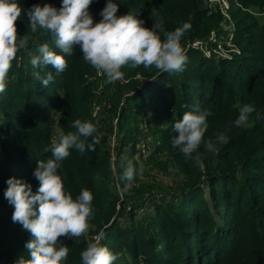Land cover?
<instances>
[{
  "label": "trees",
  "instance_id": "16d2710c",
  "mask_svg": "<svg viewBox=\"0 0 264 264\" xmlns=\"http://www.w3.org/2000/svg\"><path fill=\"white\" fill-rule=\"evenodd\" d=\"M51 1L17 0L23 10L16 22L18 35L26 36L28 44L18 52L8 73L7 90L0 93V248L6 256V263L0 264H20L21 258L27 261L30 257L25 245L32 239L12 220L14 206L4 195L8 179L30 184L35 194L39 181L33 173L37 161L52 158L55 125L63 135L76 131L72 127L76 120L96 125L79 45L68 56L56 47L51 32L39 27L32 32L29 26L28 11ZM118 1V7L132 6L123 7L120 15H137L146 28L159 25L156 32L161 40L184 23L191 27L181 39L188 58L183 70L145 75L144 89L133 94L132 98L142 104L145 118L132 136L126 133L120 139L116 164L121 156L139 151L136 145L145 122L157 124L153 129L155 152L173 147L171 141L177 135L174 124L197 106L200 112L208 113V128L192 159L172 148L182 171L192 179L176 195L153 198L151 211L144 210L149 203H134L127 209L128 192L121 198L113 192L108 178L110 161L101 155L100 142L94 152L70 150L60 162L58 174L74 199L84 189L93 194V215L86 235L59 238L69 249L64 264H82L81 253L88 243L95 242V235L102 246L120 254L115 264H264V17L253 11L258 8L264 12V0H228L231 43L240 52L226 58L188 47V42L210 32V16L202 0ZM56 2L62 4V0ZM106 4V0H93L90 7L94 15L101 16ZM45 43L65 56L67 68L63 72L57 73L50 65H31L32 56L39 55L38 49ZM91 67L87 73L92 72ZM36 72L41 77L52 73L47 87L35 78ZM248 104L256 111L249 114L247 124L235 125L240 109ZM55 112H59L56 123L52 118ZM221 133L228 137L227 144L216 143ZM210 139L217 151L206 149ZM197 155L199 163L194 159Z\"/></svg>",
  "mask_w": 264,
  "mask_h": 264
},
{
  "label": "clouds",
  "instance_id": "9594fccd",
  "mask_svg": "<svg viewBox=\"0 0 264 264\" xmlns=\"http://www.w3.org/2000/svg\"><path fill=\"white\" fill-rule=\"evenodd\" d=\"M93 0H62L57 9L51 4H36L28 11L29 26L32 32L38 27L51 32L55 45L63 54L73 55L74 48L79 45L84 60L105 77V83L114 84L125 78L122 68L130 66L135 69L155 67L160 74L182 71L187 55L181 45V39L191 25L184 23L174 31L165 34L161 40L156 29L144 27V21L137 15L117 16L118 5L108 0L101 11L102 19L94 22L89 8ZM22 8L17 0H0V93L7 90L8 73L18 52L25 49L28 38L18 35L17 20L22 15ZM39 55L32 56L34 68L51 66L57 73L67 68L65 56L50 49L47 43L38 49ZM35 78L47 87L52 81V73L41 77L40 72ZM253 105H244L240 109L235 125L241 126L248 122L249 114L255 112ZM208 113L196 111L186 112L177 121L173 130L177 133L172 138V145L178 148L185 158L192 159L193 153L204 143V134L208 128ZM257 118L260 114L257 112ZM75 132H68L58 141L51 143L52 158L37 161L33 173L39 181L35 194L30 184L17 178H9L5 198L14 206L12 220L22 225L31 234L32 239L26 242L29 253L27 261L20 259V264H64L69 249L62 246L60 237L79 238L86 235L93 215V194L84 189L74 199L64 188V182L58 174L60 162L66 159L73 148L84 153L95 151L100 137L96 134L97 127L91 122L76 120L73 125ZM89 138L91 142H89ZM216 143L227 144L228 137L224 134L216 136ZM208 151H217L210 139L206 143ZM197 163L200 156L194 157ZM123 172L119 180L124 183V191L132 186L137 169L131 160L122 159ZM142 174V169L140 170ZM119 253L112 252L98 241L88 243L82 251V264H115Z\"/></svg>",
  "mask_w": 264,
  "mask_h": 264
},
{
  "label": "rangeland",
  "instance_id": "374dc122",
  "mask_svg": "<svg viewBox=\"0 0 264 264\" xmlns=\"http://www.w3.org/2000/svg\"><path fill=\"white\" fill-rule=\"evenodd\" d=\"M54 1L52 0L50 4L59 9L61 2L57 4L56 0ZM107 2L108 0H106ZM113 2L117 5L120 4L118 0H113ZM227 2L228 0H202V6L208 10V16H210L208 26L210 32L205 38L188 42V47L200 50L207 56L215 54L221 58L230 57L231 54L237 52L236 46L231 43L230 39L233 35V24L230 16L227 15ZM123 7L132 8L129 4L121 5L118 7L117 16H122L120 13L121 9H124ZM253 11L259 18L263 19L264 12L258 8H254ZM89 12L94 22L102 19V16L94 15L92 7L89 8ZM88 66L91 67L83 58L82 67L86 73L85 83L88 84L89 91L92 92L93 116L96 122L97 135L100 137L99 150L101 155L107 157L110 161L108 178L111 181V188L116 195H120V198L124 196V188L121 186L122 181L119 180V176L124 170L121 163L123 158L131 160L137 169V175L131 182V188L127 190L128 196L125 205L127 209H131V205L134 203L138 206L149 203L144 210L151 211L152 208L149 207L153 198L162 200V198L171 196V194L176 195L179 188L192 179L191 175L188 176L182 171L177 154L174 156L172 150L174 147H167L164 151H154L157 142L156 134L153 132V129L157 128L155 122L142 124L143 132L138 136L136 145L139 150L136 152L137 154L123 155L119 164H116L120 139L122 140L127 136L126 133L132 136L135 128L139 127L141 120L145 118L142 104L136 102L132 96L138 90L144 89L145 75L152 73L156 75L159 70L154 66L147 69L142 65L135 69L130 66L124 67L121 71L124 73L125 78L114 84H107L105 83V77L98 73L95 68L91 67L92 72L87 73ZM134 72H136L135 75ZM57 116H59V112L53 114L54 123H56ZM61 136H63L62 130L55 125L53 140L58 141ZM141 169L142 174L140 173ZM119 207L118 205L117 208ZM141 211L142 209H139V212ZM121 221L126 224L123 217H121ZM94 239L95 242H99L100 237L95 235ZM0 262L6 263V256L3 255L2 248H0Z\"/></svg>",
  "mask_w": 264,
  "mask_h": 264
},
{
  "label": "built area",
  "instance_id": "2783aa9c",
  "mask_svg": "<svg viewBox=\"0 0 264 264\" xmlns=\"http://www.w3.org/2000/svg\"><path fill=\"white\" fill-rule=\"evenodd\" d=\"M229 8V3L227 2V9ZM228 15V14H227ZM232 37H233V35H231V37H230V39H232ZM236 51L238 52L239 50H238V48L236 47Z\"/></svg>",
  "mask_w": 264,
  "mask_h": 264
}]
</instances>
